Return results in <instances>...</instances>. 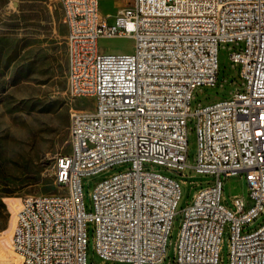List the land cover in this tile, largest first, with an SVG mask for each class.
<instances>
[{
	"label": "built area",
	"instance_id": "1",
	"mask_svg": "<svg viewBox=\"0 0 264 264\" xmlns=\"http://www.w3.org/2000/svg\"><path fill=\"white\" fill-rule=\"evenodd\" d=\"M59 1L68 94L94 105L71 112L70 151L56 163L60 193L21 200L9 264H93L90 228L101 264H220L227 228L230 264H264V223L245 230L264 214V0H122L106 15L104 0ZM101 38H131L134 50L103 52ZM231 45L241 84L194 105L198 88L218 85L220 49ZM116 168L88 207L83 180ZM188 175L213 180L191 182L196 191L180 207ZM223 176H240L247 196L227 201Z\"/></svg>",
	"mask_w": 264,
	"mask_h": 264
},
{
	"label": "rangeland",
	"instance_id": "2",
	"mask_svg": "<svg viewBox=\"0 0 264 264\" xmlns=\"http://www.w3.org/2000/svg\"><path fill=\"white\" fill-rule=\"evenodd\" d=\"M126 6L127 3L122 0H104L100 8L106 15L115 14ZM66 35L59 0H0V264H9L16 259L11 248V233L21 200L28 195L60 193L56 185V163L61 155L70 151V122L66 129L68 142H60L57 134L61 128L60 121L50 111L49 105L60 96L67 97L56 87L61 73L67 77ZM134 44L131 38L99 40L100 50L107 53H132ZM232 46L220 49L218 85L198 88L194 94V105L227 98L241 84L238 68L229 62V48ZM69 98L70 115L74 109H87L94 105L90 98L73 99L70 95ZM188 141L189 162H193L197 138L191 123L188 126ZM122 169H110L83 180L88 207L92 203L91 193L95 185ZM182 179L187 183L182 186L180 207L189 204L196 191L191 182L213 180L209 176L190 175ZM222 179L227 201L235 195L247 196L248 185L240 176H223ZM181 221L179 215L171 232L170 260L174 257ZM262 223L264 214L245 230L254 229ZM220 257V264H230L228 228L223 236ZM88 260L101 264L94 250L92 228Z\"/></svg>",
	"mask_w": 264,
	"mask_h": 264
},
{
	"label": "trees",
	"instance_id": "3",
	"mask_svg": "<svg viewBox=\"0 0 264 264\" xmlns=\"http://www.w3.org/2000/svg\"><path fill=\"white\" fill-rule=\"evenodd\" d=\"M56 87L61 94H66L67 97H59L49 105V109L52 113H55L60 121L61 128L58 129L57 134L60 142H68L67 126L70 122V108H69V95L67 91V77L61 73L56 81ZM66 146V145H65Z\"/></svg>",
	"mask_w": 264,
	"mask_h": 264
}]
</instances>
